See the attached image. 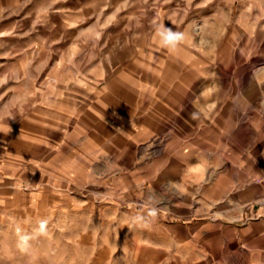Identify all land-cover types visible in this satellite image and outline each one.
I'll return each instance as SVG.
<instances>
[{
  "label": "rangeland",
  "instance_id": "374dc122",
  "mask_svg": "<svg viewBox=\"0 0 264 264\" xmlns=\"http://www.w3.org/2000/svg\"><path fill=\"white\" fill-rule=\"evenodd\" d=\"M262 198L264 0H0V264H264Z\"/></svg>",
  "mask_w": 264,
  "mask_h": 264
},
{
  "label": "clouds",
  "instance_id": "9594fccd",
  "mask_svg": "<svg viewBox=\"0 0 264 264\" xmlns=\"http://www.w3.org/2000/svg\"><path fill=\"white\" fill-rule=\"evenodd\" d=\"M155 36L159 38V43L162 47L168 49L169 51L176 50L181 44L190 43L191 38L182 31H175L172 27L166 26L163 23H160L155 28ZM157 202H154V197H149L147 205L149 207L148 215L151 217H156L159 209L156 206ZM134 222H143L144 217L136 216L133 218ZM46 225L47 221H41L39 225V233L46 234ZM33 239V236L30 234H21L18 239V248L21 251H28L31 247L30 241Z\"/></svg>",
  "mask_w": 264,
  "mask_h": 264
},
{
  "label": "built area",
  "instance_id": "2783aa9c",
  "mask_svg": "<svg viewBox=\"0 0 264 264\" xmlns=\"http://www.w3.org/2000/svg\"><path fill=\"white\" fill-rule=\"evenodd\" d=\"M260 205H261L262 207H264V198H262V200H261V202H260Z\"/></svg>",
  "mask_w": 264,
  "mask_h": 264
},
{
  "label": "bare ground",
  "instance_id": "6f19581e",
  "mask_svg": "<svg viewBox=\"0 0 264 264\" xmlns=\"http://www.w3.org/2000/svg\"><path fill=\"white\" fill-rule=\"evenodd\" d=\"M232 69V68H231ZM210 72V71H209ZM199 83V82H198ZM203 91V90H202ZM258 110V109H257ZM208 115V114H207Z\"/></svg>",
  "mask_w": 264,
  "mask_h": 264
}]
</instances>
